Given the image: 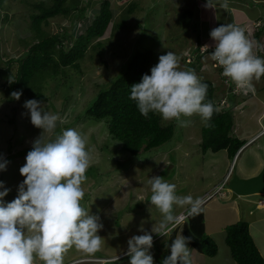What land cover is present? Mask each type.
<instances>
[{
  "label": "rangeland",
  "instance_id": "374dc122",
  "mask_svg": "<svg viewBox=\"0 0 264 264\" xmlns=\"http://www.w3.org/2000/svg\"><path fill=\"white\" fill-rule=\"evenodd\" d=\"M104 1L81 0L79 8L82 6L88 8L86 20L77 19L71 24L69 18L59 17L50 20L48 25H43V30L56 35L62 34L67 29L77 37L91 24ZM109 1L116 22H121L124 16L127 17L124 28L116 32L113 37L115 39L110 44L111 34L101 39L104 45L100 49L93 48L99 40L94 42L80 62V68H62L57 80L47 79L41 85V93L45 96V99L40 101L42 110L57 114L61 118L57 121L55 133H45L46 138H54L55 134L69 128L77 130L86 137V148L90 151L91 161L86 171L87 179L82 184L85 195L80 203L90 214L98 215L100 223L103 224V228L98 232L103 238L101 249L94 254H86L73 247L64 254L63 264L84 258L116 257L126 252L130 237L143 234L140 231L141 226L149 232L155 225L159 227L163 216L148 201L151 196V188L148 184L150 178L161 176L167 182L176 185L177 195H191L194 199L200 197L204 200L206 194L215 193L214 183L225 176L234 161L225 157V153L215 157L211 152L203 154L201 140L205 122L199 115L182 117L190 120L187 127H178L175 119L162 118L163 124L176 122L175 135L168 144L159 149L163 151L155 152L156 155L151 157L143 151L132 157L122 150L119 141L111 138L105 122L88 120L85 112L90 103L101 89L118 77L136 50L151 52L149 75L151 68L159 62V56L172 51L179 57L180 70H194L201 80L207 77L212 79L215 86L222 85V89L229 91L227 81H222L214 71L212 64L215 65L216 62L210 57L205 56L201 59L203 68L200 73L195 67L201 53L195 48L198 38H202L203 42L212 40V43H215L212 38L205 39L204 35L211 37L212 29L221 24H228L231 20L229 11L224 8H207L205 6L207 0H201L200 3L196 0ZM218 1L223 3V0H216L217 5ZM41 2L46 6L52 5V0H6L4 8L0 11V66L9 68L15 75L19 64L11 61L19 59L29 48L28 44L35 36V32L31 29L30 17L37 13L33 6ZM133 4H136L137 8L128 15L126 12ZM185 10H189L188 13ZM247 12L248 15L255 17L258 16L259 11L254 8L253 11ZM232 19H234L233 11ZM258 26L259 22L252 26L256 31L252 33L255 39L259 37L256 29ZM258 40L262 43L260 38ZM212 43H207L209 48L215 47ZM261 50L253 47L255 55ZM204 52L205 50L202 49V53ZM10 81L13 79L2 78L5 90L4 84L8 86ZM26 101L0 103V162L7 161L6 170L0 171V181L10 189L9 194L4 197L6 203L18 196L19 185L25 179L20 174V168L26 163V155L32 150L34 140L43 132L31 123L30 112L23 106ZM230 105L231 102L225 108ZM244 106L246 108L249 103H245ZM244 106L236 108L234 112L235 134L243 141H249L252 135L257 134L264 127V120L261 121L260 127L257 123L259 111L242 112ZM250 106L264 109L262 105L259 106L258 101L251 102ZM239 125L244 128L241 133ZM257 155L264 163V137L257 144L246 148L241 157H238L234 174H238L239 169L244 167L251 171L252 167L257 166ZM217 197L202 206L206 214L207 236L210 235L212 239L213 231L218 234L214 236L218 245L217 257L205 258L204 264H236L230 256L225 239L226 228L236 224L231 217L234 209L232 206L240 205L239 212L244 211L245 208L247 210L244 215L240 213L237 223L258 217L262 215V211L256 210L255 215L249 217L250 208L245 199H239L236 203L228 200L225 205H218ZM215 207L218 209H214ZM173 211L177 216L179 213L188 212V206L183 208L174 206ZM221 220L225 223L222 227L218 225ZM253 228L258 235L255 244L264 256V217ZM179 231L182 234V226L179 227ZM152 235L153 247L150 251L154 257V264H160L162 251L159 249L164 244L165 238L169 237L154 232ZM163 255L168 256V254ZM109 262L111 261L107 264ZM121 262L122 260H119L117 264H130V257H126ZM34 264H43V262L36 258ZM82 264H106V262ZM111 264L116 263L111 262ZM192 264H195L193 260Z\"/></svg>",
  "mask_w": 264,
  "mask_h": 264
},
{
  "label": "clouds",
  "instance_id": "9594fccd",
  "mask_svg": "<svg viewBox=\"0 0 264 264\" xmlns=\"http://www.w3.org/2000/svg\"><path fill=\"white\" fill-rule=\"evenodd\" d=\"M215 4L216 0H207L205 6L215 9ZM227 6V0H223L221 7ZM210 36L215 41L210 58L223 68L222 74L235 83L238 91L254 93L252 81H259L264 76V58L259 57L264 50L255 55L254 45L245 30L234 24L215 27ZM200 47L199 54H204L205 58L209 45L201 44ZM207 89L208 85L201 82L194 70H180L179 57L168 51L159 56V62L151 68L150 75L144 74L141 82L131 86L130 99L136 102L139 112L145 117L149 112H155L164 120L175 119L178 127H187L190 120L182 117L199 115L206 124L211 120L216 109L212 101L205 102ZM11 95L19 100L22 92L14 91ZM229 103L223 99L221 107L225 108ZM41 105L35 99L27 100L23 105L30 112L31 123L43 132L34 140L32 150L26 155V163L20 168L25 179L13 201H4L10 189L0 181V189H3L0 190V264H34L36 258L43 264H63L64 254L69 249L75 247L83 253L94 254L103 243V238L98 235L103 228L100 217L90 214L80 203L85 195L82 184L87 179L86 171L91 161L86 137L69 128L55 134L54 138H46L45 133H55L57 121L61 118L43 111ZM235 107L238 108L237 104ZM263 136L264 127L254 139L246 141L247 144L232 159L234 161L221 184L214 188L215 193L206 194L204 200L200 197L194 199L191 195H177L176 185L161 176L150 178L151 196L148 201L163 216L159 227L155 225L149 232L141 226L143 234L129 238L128 248L122 257L84 258L69 264H107L108 261L117 264L126 257H130V264H154L150 251L153 247L152 233L169 237L175 230L180 232L179 227L182 226L183 230L188 217L198 215L208 201L216 196H231L227 184L236 170L238 157ZM6 167L7 161L0 162V171ZM227 175L229 178L224 184ZM209 194L214 196L207 200ZM174 206H188V212L176 216ZM181 215L186 218L179 221ZM190 241L191 237L178 235L170 246L166 245L170 255L163 258L162 264H192Z\"/></svg>",
  "mask_w": 264,
  "mask_h": 264
},
{
  "label": "trees",
  "instance_id": "16d2710c",
  "mask_svg": "<svg viewBox=\"0 0 264 264\" xmlns=\"http://www.w3.org/2000/svg\"><path fill=\"white\" fill-rule=\"evenodd\" d=\"M5 1L0 0V11L4 8ZM79 4H81V0H52L50 6H46L43 2L33 6L37 13L32 14L30 19L31 29L35 32V36L28 44L27 51L19 59L11 61H16L19 64L16 75L9 68L5 69L0 66V103L45 99L41 93V85L45 80L55 81L62 68H80V62L85 58L94 42L99 40L93 48L100 49L104 45L101 39L111 34L110 44L115 39L113 37L116 32L124 28L127 17L124 16L121 22H116L111 2L105 0L91 24L77 37L67 29L62 34L56 35L43 30V25H48L50 20L59 17L69 18L71 24L77 19L86 20L88 8L84 6L79 8ZM136 8V4H133L126 13L130 15ZM185 11L188 13L189 10ZM204 37L208 38L205 35ZM34 41L37 42L34 43ZM197 43L199 45L197 44L196 51H199L200 45L204 44L202 38H198ZM212 51L214 48L208 50L209 57ZM203 55L198 56V63L195 65L199 73L203 68L200 62ZM150 57L151 52L136 50L118 77L110 85L100 90L85 112L89 121L105 122L111 138L119 141L122 144V150L131 154L132 157L140 154V151L149 154L150 157L155 156L158 151H163L159 149L168 144L175 135L176 122L163 124L161 115L155 112H149L145 117L139 112L136 102L130 99L131 86L141 82L143 75L150 72ZM212 65L221 80L227 81L226 85L230 91L226 92L225 89H222V85L215 86L212 79H207V77L201 80L208 85L205 102L212 101L216 109L211 120L207 124L205 123L202 128L201 148L203 154L208 151L212 153L226 151L229 158L234 159L240 149L247 144L235 134V105L249 100L255 93L249 90L247 93L238 91L235 83L222 74L223 68L217 62ZM4 77L13 79L8 86L4 84L6 90L2 85ZM14 91L22 92L19 100L12 97L11 94ZM223 99L231 102L229 108L221 107L220 103ZM247 108L248 106H246ZM226 232V243L237 264H264V257L250 234L247 222L232 225L227 228ZM178 233V230L173 231L159 249L162 251L159 259L160 264L165 258L163 254L170 255V250L166 245L170 246ZM182 235L191 237L189 245L198 252L208 257L217 255L218 246L213 239L207 236L205 231L203 209L198 215L188 217L183 225Z\"/></svg>",
  "mask_w": 264,
  "mask_h": 264
},
{
  "label": "crops",
  "instance_id": "0c3cea01",
  "mask_svg": "<svg viewBox=\"0 0 264 264\" xmlns=\"http://www.w3.org/2000/svg\"><path fill=\"white\" fill-rule=\"evenodd\" d=\"M196 1L198 3H200L201 0H196ZM221 4L222 3L218 1V5L216 4L215 8H220V9L224 8V7H221ZM227 5H228L227 8H224V9H226L227 11L230 12V17H231V20L228 21V24H234L236 26H239V27L243 28L245 30V34H246L247 38L253 43L254 48L257 49V50H261V49L264 50V0H243V1H240V0L239 1H237V0H227ZM254 8L258 9L259 12H258V16L252 17L251 14L248 15L247 11L250 10V12H251V11H253ZM232 11H233L234 19H232ZM235 16L237 18H235ZM256 22H259V26L257 28L258 29V33H259V37L257 39H255L254 36H252L253 32L256 33V31L253 30V28H252L253 24L256 23ZM228 24H226V25H228ZM259 38L262 41V43H259V40H258ZM208 39H209V37L207 38V40ZM210 39H211V37H210ZM212 42L213 41L210 40V42H203V43L205 45H207V43H212ZM212 44H215V43H212ZM259 57L264 58V54L259 55ZM252 84H253V87H254V90H255L254 91V93H255L254 96H252V98H250L249 100H247L245 102H241L240 104H237V106L240 108L241 106H244L245 103H249L248 108L246 109L245 106H244L242 112H245V110L246 111L248 110L249 112L259 111L260 115L257 116V123H259V125H260L261 121L264 120V109L260 110L259 109L260 107H258V109L257 108H253L252 106H250V104H251V102L258 101L259 106L262 105L264 107V76H262L259 81L253 80ZM260 127H261V125H260ZM239 129H240V133L244 131V128L242 126H240V125H239ZM258 133L255 134V135H252L250 140L254 139L258 135ZM263 137H261V138H263ZM261 138L256 140L250 146H253V145L257 144L260 141ZM209 152H211V151H209ZM221 153H225V157H228V154H227L226 151H221L219 153H212V154L215 157L216 155L221 154ZM242 153H241V155H242ZM204 155H206V154H204ZM228 159H229V157H228ZM257 159H258L257 166L253 165L255 167H252V169H250L251 171H248L246 169V167L239 169V171H238L239 176H241L243 178H249V177H252V176H255V175L259 174V172L264 168V163H263L262 159L259 158L258 155H257ZM223 178L222 179H218V181H216L217 183H214L213 188H216L217 186H219L221 184V181L223 180ZM230 197L231 196H224V197H221V198H216L217 201H218V205H222V204L225 205V202L228 201V200L232 201V199H230ZM241 199H245V201L248 203V207L250 208V211L248 212V214L250 215V216L248 215L249 217H253L255 215L254 213L256 212V210L262 211L261 212L262 215H260L258 217H255L253 219H248V221H246L249 224L250 234L252 235V237L254 239V242H255V240H257V236L258 235L255 234L253 226L255 224H257L258 221L260 219H262V217H264V196H251V197L241 198ZM237 201H233V202L236 203ZM239 207H241V206L240 205H238L236 207L232 206V208H234L235 210L232 209L233 212H232L231 217L234 218L233 219V223H236V224L239 221L240 213L244 215L246 213V211H247L246 208H245L244 211L239 212ZM214 209H218V208L215 207ZM204 212H205V210H204ZM205 220H206V214H205ZM226 222L228 223V221H226ZM223 224L225 225V223L222 222V220H221V222L218 225L220 227H222ZM228 227H230V226H228ZM227 228H226V230H227ZM207 230H208V227H206V224H205V231L207 232ZM178 235H182V234L179 233ZM217 235L218 234L213 231L212 239L215 242H216V240H215L214 236H217ZM208 236L211 237L210 235H208ZM226 237H227V234H226ZM226 245H227V243H226ZM189 249H190V254H191V257H190L191 260H193L195 264H204L205 258H207L208 256L203 254V253L198 252L191 245H189ZM229 251H230V248H229ZM230 254H231V251H230ZM118 256L122 257V256H124V254H121V255H118ZM118 256H116V257H118ZM230 256L232 257V254ZM116 257H113V258H116ZM215 257H217V255ZM215 257H209V258H215ZM113 258H111V259H113ZM124 259H121L122 262H123ZM232 259H233V257H232ZM233 261H234V259H233ZM122 264H124V263H122Z\"/></svg>",
  "mask_w": 264,
  "mask_h": 264
},
{
  "label": "water",
  "instance_id": "95a60500",
  "mask_svg": "<svg viewBox=\"0 0 264 264\" xmlns=\"http://www.w3.org/2000/svg\"><path fill=\"white\" fill-rule=\"evenodd\" d=\"M227 188L231 191V199L233 201L244 197L264 196V168L259 174L249 178L233 174L227 184Z\"/></svg>",
  "mask_w": 264,
  "mask_h": 264
},
{
  "label": "built area",
  "instance_id": "2783aa9c",
  "mask_svg": "<svg viewBox=\"0 0 264 264\" xmlns=\"http://www.w3.org/2000/svg\"><path fill=\"white\" fill-rule=\"evenodd\" d=\"M229 175H227L226 180L224 181V184L228 181ZM219 189H221V188H219ZM213 196H214L213 194H211V195L209 194L208 197H207V200L212 199ZM178 218H179V221H181V220H184L186 218V216L185 215H181Z\"/></svg>",
  "mask_w": 264,
  "mask_h": 264
}]
</instances>
